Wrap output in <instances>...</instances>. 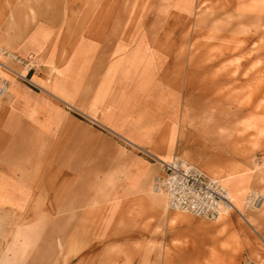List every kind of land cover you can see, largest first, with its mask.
<instances>
[{
    "label": "rangeland",
    "instance_id": "obj_1",
    "mask_svg": "<svg viewBox=\"0 0 264 264\" xmlns=\"http://www.w3.org/2000/svg\"><path fill=\"white\" fill-rule=\"evenodd\" d=\"M44 49L64 96L0 64L55 104L44 135L0 112V264H264V0H0V61ZM174 157L232 208L169 209Z\"/></svg>",
    "mask_w": 264,
    "mask_h": 264
},
{
    "label": "built area",
    "instance_id": "obj_2",
    "mask_svg": "<svg viewBox=\"0 0 264 264\" xmlns=\"http://www.w3.org/2000/svg\"><path fill=\"white\" fill-rule=\"evenodd\" d=\"M3 58L13 61L24 68L19 71L0 61L5 69L29 85L39 86L28 75L37 69L34 54L22 56L18 53L5 51ZM10 86L5 78H0V96L4 95ZM161 171L156 177L154 186L167 196V204L171 210L187 212L197 218L216 221L223 207L232 208L229 189L218 177H212L200 167L174 157L170 161L161 162Z\"/></svg>",
    "mask_w": 264,
    "mask_h": 264
},
{
    "label": "crops",
    "instance_id": "obj_3",
    "mask_svg": "<svg viewBox=\"0 0 264 264\" xmlns=\"http://www.w3.org/2000/svg\"><path fill=\"white\" fill-rule=\"evenodd\" d=\"M55 52L52 49L49 51L44 49L41 53L34 55L45 66L46 75L38 78L42 80V83L41 80L39 82L35 77L38 69L30 72L29 76L32 80L34 78L38 85L41 83L44 87L50 88L55 96L60 97L64 96L62 94L64 93L63 82L65 81V75H62L61 72L62 69H65L66 63L63 64L60 59H57L62 57L63 52H56V54ZM63 58L64 56L61 59ZM39 62L36 61L41 70L43 65ZM20 67L22 68V66ZM41 94L36 88H31L22 81H16L11 84L8 93L0 98V112L6 115L4 119L7 121L12 118L14 129L18 125L20 126L19 133H24L27 130V128L23 127L24 125L28 127L31 124L35 125L39 133L44 135L47 129L46 124L50 122V109H55V104L53 100L50 98L48 100ZM53 115L54 113H52ZM16 136L18 137V135Z\"/></svg>",
    "mask_w": 264,
    "mask_h": 264
},
{
    "label": "bare ground",
    "instance_id": "obj_4",
    "mask_svg": "<svg viewBox=\"0 0 264 264\" xmlns=\"http://www.w3.org/2000/svg\"><path fill=\"white\" fill-rule=\"evenodd\" d=\"M160 160H163V159H160ZM156 194H158V195H161V196H163V195H165V193L162 191V190H160V189H158V188H156L155 186L153 187V189H152ZM166 196V195H165ZM229 196H230V194H229ZM167 197V196H166ZM230 199H231V197H230ZM167 206H168V204H167ZM170 209V208H169ZM223 212H226L227 211V209L226 208H224L223 210H222ZM178 212V211H177ZM183 212H185V211H183ZM183 212H181V213H183ZM185 213H187V212H185ZM188 214H190V213H188ZM221 214H222V212H221ZM220 214V215H221ZM220 217V216H219ZM217 220V219H216Z\"/></svg>",
    "mask_w": 264,
    "mask_h": 264
}]
</instances>
